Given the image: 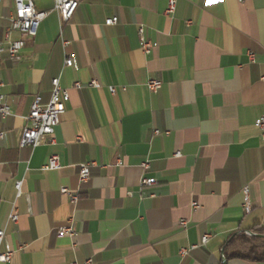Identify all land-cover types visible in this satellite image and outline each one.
<instances>
[{
	"label": "crops",
	"instance_id": "1",
	"mask_svg": "<svg viewBox=\"0 0 264 264\" xmlns=\"http://www.w3.org/2000/svg\"><path fill=\"white\" fill-rule=\"evenodd\" d=\"M32 1L49 12L37 36L13 34L21 61L0 56L13 112L0 121V252H14L0 264H264V0H176L171 14V0H81L67 25L55 0ZM13 11L3 0L0 34ZM54 79L70 93L54 143L22 149ZM150 80L162 82L156 93ZM53 155L60 169L45 170ZM83 163L94 164L86 183ZM67 227L74 235L59 238Z\"/></svg>",
	"mask_w": 264,
	"mask_h": 264
},
{
	"label": "built area",
	"instance_id": "2",
	"mask_svg": "<svg viewBox=\"0 0 264 264\" xmlns=\"http://www.w3.org/2000/svg\"><path fill=\"white\" fill-rule=\"evenodd\" d=\"M239 3H243L245 0H237ZM81 0H55L54 10L59 14L62 25H67L80 6ZM3 0H0V19L1 9ZM176 7V0H171L167 10L168 14L174 13ZM49 12H40L36 9L32 0H14V11L8 16V26L2 34H0V56L7 52L10 61L19 62L22 59V51L25 47V42L21 39H14L13 34L19 33L28 37H36L42 22L48 17ZM119 23L118 18L108 19L105 24L107 26H114ZM139 40L142 45V50L145 54H150L153 49V44L147 39L145 34V28L139 27L138 30ZM73 65L72 59L68 58L65 61L66 67ZM3 83L0 82V90ZM52 93L48 103H44L40 96H37L31 106L30 113L26 117L27 125L23 129L22 137L20 140V148H37L42 144L54 143V135L56 128L60 125L63 116L66 113L65 103L70 100V93L68 89L61 86L59 79L52 81ZM89 87L100 88V84L97 81H91ZM150 92L156 93L162 87V82L159 80H150L147 84ZM84 85L76 83L74 85L75 90H81ZM125 90V89H124ZM112 94H115L116 90L114 87L110 88ZM13 112L11 107L8 105L5 97L0 93V121L5 120L12 116ZM257 127L262 131V137L264 138V116L257 122ZM158 133V131H157ZM5 133L0 132V140L5 138ZM94 166L93 163H83L79 165V178L81 183H86L91 176V169ZM60 158L57 155L51 156L48 165L45 170H58L60 169ZM148 168V164L144 165ZM157 183L155 179H143L141 187L154 186ZM23 182H16L17 197L23 195L22 191ZM63 195L69 196L70 202L76 205L79 200L78 193L69 191L66 188L61 190ZM244 195V206L247 213L251 211L250 193L249 189L243 190ZM194 208L198 205L194 204ZM19 219L18 213H13L10 216V221L17 223ZM182 226H186V222L181 223ZM252 235L251 233H247ZM74 230L72 227L60 229L58 231V237H72ZM5 237L4 231L0 230V245L2 244ZM209 240V236L206 235L202 244H206ZM199 247H193L190 250H183L182 255H187L190 252L198 249ZM14 252L8 247L6 253L0 252V262L9 263ZM88 264H92V260L88 261Z\"/></svg>",
	"mask_w": 264,
	"mask_h": 264
},
{
	"label": "trees",
	"instance_id": "3",
	"mask_svg": "<svg viewBox=\"0 0 264 264\" xmlns=\"http://www.w3.org/2000/svg\"><path fill=\"white\" fill-rule=\"evenodd\" d=\"M253 253L255 254L256 253V250H253Z\"/></svg>",
	"mask_w": 264,
	"mask_h": 264
}]
</instances>
